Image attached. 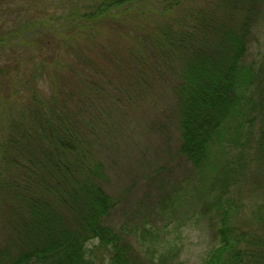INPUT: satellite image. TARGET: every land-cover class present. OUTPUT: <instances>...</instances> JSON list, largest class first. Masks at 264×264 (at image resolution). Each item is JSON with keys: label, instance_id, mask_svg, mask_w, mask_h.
<instances>
[{"label": "trees", "instance_id": "trees-1", "mask_svg": "<svg viewBox=\"0 0 264 264\" xmlns=\"http://www.w3.org/2000/svg\"><path fill=\"white\" fill-rule=\"evenodd\" d=\"M22 1L0 0V264H104L99 248L106 264L150 263L111 189L153 95L170 97L177 128L171 192L199 198L213 232L202 264H264L239 218L264 158V0H64L41 14Z\"/></svg>", "mask_w": 264, "mask_h": 264}, {"label": "rangeland", "instance_id": "rangeland-1", "mask_svg": "<svg viewBox=\"0 0 264 264\" xmlns=\"http://www.w3.org/2000/svg\"><path fill=\"white\" fill-rule=\"evenodd\" d=\"M46 3H50L52 13L66 10L64 0H35L31 1V13L39 14ZM38 38L35 43L20 44L27 55L40 44ZM72 41L76 52L86 46L79 37H73ZM51 70L47 68L50 76ZM66 74L67 71H61L60 77ZM45 82L44 86L47 80ZM171 104L168 95H153L140 103V109H135V120L129 128V158L120 159L113 172L111 190L119 200L123 199L116 210L115 221L129 228L130 239L145 263L149 259L148 264H202L215 242L206 218L200 213V199L183 188L171 192L172 184L183 176L171 165L176 157L171 158L165 152V148L174 146L177 140L176 124L170 117ZM131 113H134L132 108L129 116ZM259 162V166L252 169L254 173L242 182L240 196L244 205L239 218L261 236L264 244V158ZM90 245L91 242L88 247ZM94 256L96 261L107 263L104 249L96 250Z\"/></svg>", "mask_w": 264, "mask_h": 264}]
</instances>
